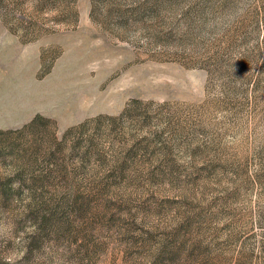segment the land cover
I'll return each mask as SVG.
<instances>
[{
	"label": "rangeland",
	"instance_id": "obj_1",
	"mask_svg": "<svg viewBox=\"0 0 264 264\" xmlns=\"http://www.w3.org/2000/svg\"><path fill=\"white\" fill-rule=\"evenodd\" d=\"M83 122L155 173L53 167ZM0 264H264V0H0Z\"/></svg>",
	"mask_w": 264,
	"mask_h": 264
},
{
	"label": "trees",
	"instance_id": "obj_2",
	"mask_svg": "<svg viewBox=\"0 0 264 264\" xmlns=\"http://www.w3.org/2000/svg\"><path fill=\"white\" fill-rule=\"evenodd\" d=\"M122 117L123 115L110 116V123L112 125L111 126L112 134L114 132L116 134L119 127L121 126ZM130 117L132 121L136 122V124L139 123L140 121L147 120V117L140 109H136L135 112H132V114H130ZM75 129L79 130V135H76L74 137L73 132L75 131ZM104 134H105L104 130L99 127H96L94 131L92 130L89 131L88 124H86V122H83L80 124V126L69 129L65 133L63 138L60 139V141H57L53 137L52 139L53 149H50L45 157H48V162L50 164H55L53 165V167H55L58 170H61L62 168H66V165L68 163H70L71 166L75 168L81 167L80 163L89 162L92 161V159H94L101 164L100 166H102L103 168L107 167L105 169L109 170L108 172L113 174V175L107 174V176L109 177L112 176V178L132 177V181L135 183H137L139 179L143 178L145 174L153 175L155 173L154 171L150 170V167L152 166L151 163L153 162L154 158H156L157 156H155L154 154L149 155L148 149L137 146L135 141L131 143L128 147H126L123 153L121 154L117 152L111 153V156L113 157L107 160V155H105L102 152L101 148L99 147V141H98ZM69 136L71 137L73 136L74 138L71 139L72 145L70 147H67L66 140ZM133 137H135V135H131V138ZM64 150H70V153L63 154ZM140 153H143L144 156L141 157L139 155ZM67 156H71V160ZM73 156L77 157L76 162H78V165L75 162V158H73ZM49 170L52 171L55 169L50 168ZM52 176L54 175L47 174L46 176L42 175V176H37L35 178L32 177V179L34 183L46 187L47 185L53 184ZM64 179L65 178H61V180L59 181L61 182ZM8 180L9 181L7 182V184L3 186V190L9 189L14 191L15 188L12 183L13 179L9 178ZM76 188H77L76 189L77 195L79 196L82 193V188L80 187L79 184H77ZM18 189L19 186H17L16 190Z\"/></svg>",
	"mask_w": 264,
	"mask_h": 264
}]
</instances>
